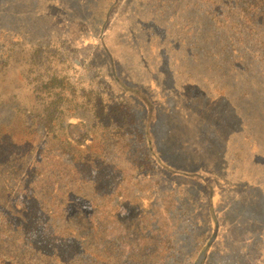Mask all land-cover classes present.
<instances>
[{
	"label": "rangeland",
	"instance_id": "rangeland-1",
	"mask_svg": "<svg viewBox=\"0 0 264 264\" xmlns=\"http://www.w3.org/2000/svg\"><path fill=\"white\" fill-rule=\"evenodd\" d=\"M0 136V264H264V0H0Z\"/></svg>",
	"mask_w": 264,
	"mask_h": 264
},
{
	"label": "trees",
	"instance_id": "trees-1",
	"mask_svg": "<svg viewBox=\"0 0 264 264\" xmlns=\"http://www.w3.org/2000/svg\"><path fill=\"white\" fill-rule=\"evenodd\" d=\"M250 33L253 35H255L256 37H259V36H262V28L260 29H252L250 31ZM56 80H50L49 82L47 81V83L44 85V86H41L39 89L38 87L36 88V90L38 89V91H40L41 93H46V92H49V91H54V90H60V91H63V90H66L68 91L69 93H71V96H69L70 98V104H75V105H78L79 104V100L82 98L83 96V93L85 91H88L90 94L94 95L93 92H90L88 87H84V86H77V85H72L70 84L68 81H58L57 78H55ZM79 84V83H78ZM88 98H90V95L87 96ZM95 100V98H94ZM92 101L90 102L91 105H92V108L94 107H97L96 104H97V100L95 101ZM52 105L51 106H55L57 107L55 104L51 103ZM23 111L22 110H18V113L21 114ZM25 114H35V113H31V112H27V111H24ZM55 112L54 110H51L49 111L46 116L43 117V122L45 124V129H46V134L47 135H52V125L55 121ZM58 119L59 116H58ZM5 134H3L4 136ZM2 137V136H0ZM195 175H199L198 173H195ZM201 175H204V174H201ZM214 191V190H213ZM214 195V194H213ZM204 260V256L203 254L200 255L199 257V260H198V264H201L202 261Z\"/></svg>",
	"mask_w": 264,
	"mask_h": 264
}]
</instances>
